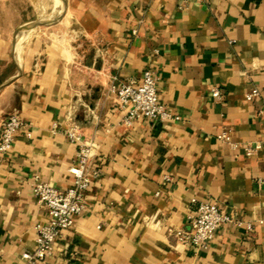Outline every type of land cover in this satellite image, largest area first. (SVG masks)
<instances>
[{
    "label": "crops",
    "instance_id": "1",
    "mask_svg": "<svg viewBox=\"0 0 264 264\" xmlns=\"http://www.w3.org/2000/svg\"><path fill=\"white\" fill-rule=\"evenodd\" d=\"M4 1L0 134L13 112L25 127L0 156V264H26L50 217L33 177L73 185L72 123L102 172L43 264H264V0H64L49 19ZM149 68L179 119L125 124L109 86ZM204 200L231 220L199 249L178 242Z\"/></svg>",
    "mask_w": 264,
    "mask_h": 264
},
{
    "label": "built area",
    "instance_id": "2",
    "mask_svg": "<svg viewBox=\"0 0 264 264\" xmlns=\"http://www.w3.org/2000/svg\"><path fill=\"white\" fill-rule=\"evenodd\" d=\"M157 79L155 72L149 68L144 70L139 80L113 81L110 84L109 92L116 96L118 108L125 112L123 119L125 124L141 119L160 121L179 119L159 101ZM212 94L218 99L221 98V93L217 88H213ZM259 95V90L254 88L246 97L248 101H251ZM23 127H25V122L19 112H13L6 118L0 134V156H5L11 151L14 140ZM56 129L57 124H53L52 131L56 132ZM27 135L31 134L27 133ZM67 136L78 146L77 164L70 169L75 180L72 186L59 189L41 180L38 175L33 177L32 190L38 202L47 208L50 217L46 222L36 224L34 248L31 252L22 254V259L26 264L44 263L52 253L57 239L62 236L63 232L74 226L76 217L85 210L86 192L102 172L99 164H91L94 157L92 146L83 138L76 123H72L67 129ZM217 137L233 146L237 145L231 141L228 132H222ZM259 146L260 143L246 147L245 154L252 156ZM170 179V176H165V180ZM230 220V217L217 203L204 200L198 203L196 210L190 216L189 229H178L175 236L178 242L199 249L214 237L224 223ZM236 223L243 224L240 221ZM245 226L248 233L253 231L252 224L247 223Z\"/></svg>",
    "mask_w": 264,
    "mask_h": 264
},
{
    "label": "rangeland",
    "instance_id": "3",
    "mask_svg": "<svg viewBox=\"0 0 264 264\" xmlns=\"http://www.w3.org/2000/svg\"><path fill=\"white\" fill-rule=\"evenodd\" d=\"M54 2L59 5L64 4V0H17L15 6L20 12L19 15L23 16V18H27V16L33 17L35 11H42V14L45 16V18L49 19V17L51 16L50 9L51 7H53ZM4 3V0H0V6ZM21 10L23 14L21 13Z\"/></svg>",
    "mask_w": 264,
    "mask_h": 264
},
{
    "label": "bare ground",
    "instance_id": "4",
    "mask_svg": "<svg viewBox=\"0 0 264 264\" xmlns=\"http://www.w3.org/2000/svg\"><path fill=\"white\" fill-rule=\"evenodd\" d=\"M57 2V1H56ZM55 3V2H54ZM58 3V2H57Z\"/></svg>",
    "mask_w": 264,
    "mask_h": 264
}]
</instances>
